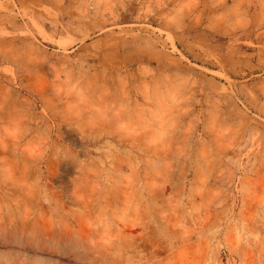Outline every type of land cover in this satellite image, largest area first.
Masks as SVG:
<instances>
[{"label":"rangeland","instance_id":"1","mask_svg":"<svg viewBox=\"0 0 264 264\" xmlns=\"http://www.w3.org/2000/svg\"><path fill=\"white\" fill-rule=\"evenodd\" d=\"M0 264H264V0H0Z\"/></svg>","mask_w":264,"mask_h":264}]
</instances>
